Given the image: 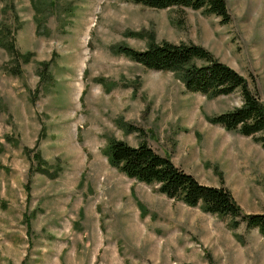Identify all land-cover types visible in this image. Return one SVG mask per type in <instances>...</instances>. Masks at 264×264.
Returning a JSON list of instances; mask_svg holds the SVG:
<instances>
[{"label":"rangeland","instance_id":"1","mask_svg":"<svg viewBox=\"0 0 264 264\" xmlns=\"http://www.w3.org/2000/svg\"><path fill=\"white\" fill-rule=\"evenodd\" d=\"M226 1L229 23L130 0H0V34L8 24L19 52L0 45V264H264L257 228L128 177L107 152L112 138L146 140L264 212V147L208 120L239 92L209 98L115 51L203 45L264 102V0Z\"/></svg>","mask_w":264,"mask_h":264},{"label":"trees","instance_id":"2","mask_svg":"<svg viewBox=\"0 0 264 264\" xmlns=\"http://www.w3.org/2000/svg\"><path fill=\"white\" fill-rule=\"evenodd\" d=\"M130 1L158 9L187 7L202 10L208 15H216L223 23L231 21L226 0ZM1 31L0 45L19 56L14 44L6 43H13V38L9 40L12 35L11 27L4 24ZM115 51L148 69L175 72L188 91L199 92L209 98L239 92L241 105L208 117V120L222 125L228 131L251 136L264 147V102L259 91L245 75L221 61L205 46L194 42L153 41L146 49L119 44ZM20 57H23L22 54ZM107 152L111 164L128 177L155 185L159 192L181 200L188 206H200L207 213L229 218L233 229L245 223L249 228H257L264 236V212L246 213L228 188L200 182L193 174L177 166L169 156L154 150L146 140L132 145L112 138ZM35 157L43 162L39 152Z\"/></svg>","mask_w":264,"mask_h":264}]
</instances>
